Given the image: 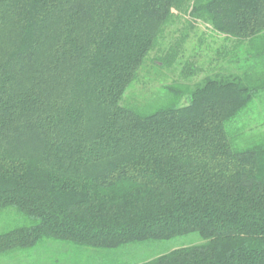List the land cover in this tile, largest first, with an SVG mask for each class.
I'll return each instance as SVG.
<instances>
[{
    "label": "trees",
    "instance_id": "obj_1",
    "mask_svg": "<svg viewBox=\"0 0 264 264\" xmlns=\"http://www.w3.org/2000/svg\"><path fill=\"white\" fill-rule=\"evenodd\" d=\"M181 16L230 41L222 71L173 89L181 105L122 106ZM263 92L264 0H0V210L25 220L0 230V257L47 239L95 255L196 233L107 264H264V138L237 147L230 132Z\"/></svg>",
    "mask_w": 264,
    "mask_h": 264
},
{
    "label": "rangeland",
    "instance_id": "obj_2",
    "mask_svg": "<svg viewBox=\"0 0 264 264\" xmlns=\"http://www.w3.org/2000/svg\"><path fill=\"white\" fill-rule=\"evenodd\" d=\"M187 20L185 16L176 17L166 27L157 45L138 70L135 80L126 89L120 101L122 106L148 113L171 101L181 105L186 96L177 98L178 95H174L173 89L182 91L186 86L193 89L201 85L206 77L214 76L222 71L219 67L221 57L218 56V51L227 52L230 41H225L222 36L213 33L203 22L193 23V27L188 29ZM182 32L188 33V39L181 51L169 65L167 63L160 65V62H164L162 58ZM187 68L194 73L184 76L183 72ZM231 128L230 132L236 133L234 139L237 147H246L264 138V92L259 94L250 107L240 114ZM12 212L7 208L0 210V230H9L17 225L25 224L22 216ZM199 241L198 235L193 233L176 236L169 240L125 245L113 251L102 249V251L98 250L99 254L91 255L90 251L73 249L64 241L47 239L29 251L2 255L0 264L3 262L4 264L12 262L15 264L134 263L166 252L172 247Z\"/></svg>",
    "mask_w": 264,
    "mask_h": 264
}]
</instances>
